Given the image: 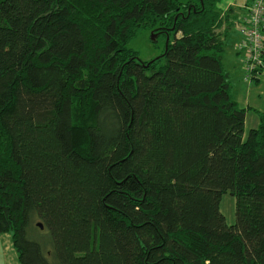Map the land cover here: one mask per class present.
Returning <instances> with one entry per match:
<instances>
[{"label":"trees","instance_id":"1","mask_svg":"<svg viewBox=\"0 0 264 264\" xmlns=\"http://www.w3.org/2000/svg\"><path fill=\"white\" fill-rule=\"evenodd\" d=\"M222 2L0 0V236L21 264H264V111L247 132ZM143 30L173 37L161 58L129 48Z\"/></svg>","mask_w":264,"mask_h":264},{"label":"rangeland","instance_id":"2","mask_svg":"<svg viewBox=\"0 0 264 264\" xmlns=\"http://www.w3.org/2000/svg\"><path fill=\"white\" fill-rule=\"evenodd\" d=\"M224 1L225 0H223V2ZM223 2L221 5L224 4ZM239 19L240 16H237V20ZM225 24H223L220 29V32L223 34L225 49L223 64L226 71L230 74L235 100H237L240 107H245L247 109L246 124L250 129L254 124L260 121L258 111H263L264 82L261 81L259 84L254 83V85H250L245 81L244 59L242 55L239 54L237 48L240 42V35L236 27H232L226 32L228 25ZM152 35V31L143 30L129 43V48L137 52L139 59L144 62H151L161 58L166 51L168 40H172L173 38H168L163 34L158 36L154 42L152 40ZM220 208L221 212L227 216V222H233L235 219L236 201L231 194L227 193L223 195ZM0 264H21L13 246L11 233H5L0 236Z\"/></svg>","mask_w":264,"mask_h":264},{"label":"built area","instance_id":"3","mask_svg":"<svg viewBox=\"0 0 264 264\" xmlns=\"http://www.w3.org/2000/svg\"><path fill=\"white\" fill-rule=\"evenodd\" d=\"M237 1L245 11L242 18L233 22L240 35L237 48L244 59L245 81L254 84L264 81V0Z\"/></svg>","mask_w":264,"mask_h":264},{"label":"crops","instance_id":"4","mask_svg":"<svg viewBox=\"0 0 264 264\" xmlns=\"http://www.w3.org/2000/svg\"><path fill=\"white\" fill-rule=\"evenodd\" d=\"M224 4L223 5H221L222 6V10L225 12V10H227V8L229 7V6H231L230 7V12L228 11V13H230V15H229V19H230V21L231 22H234V21H236V19H237V16H240V18H242L243 16H244V14H245V11L242 9V8H240V2L239 1H237V0H225L224 2H223ZM224 6H226V7H224ZM228 24V23H227ZM226 25V24H225ZM234 27V26H233ZM226 31H227V29H226ZM230 75V74H229ZM231 79V78H230ZM264 82V81H263ZM256 84V83H255ZM250 85H254V84H250ZM237 101V100H236ZM242 108H245V107H242ZM262 110H260V112H261ZM263 111H264V105H263ZM259 112V111H258ZM259 124H260V121L259 122H257L256 124H254L250 129L248 128V126H247V124H246V131L247 132H249L250 130H252V129H256V128H258V126H259ZM236 201V200H235ZM223 213V212H222ZM223 215L226 217V220H227V216L223 213ZM235 223V219L233 220V222H231V223H229L230 225H232V224H234Z\"/></svg>","mask_w":264,"mask_h":264},{"label":"water","instance_id":"5","mask_svg":"<svg viewBox=\"0 0 264 264\" xmlns=\"http://www.w3.org/2000/svg\"><path fill=\"white\" fill-rule=\"evenodd\" d=\"M156 39H157V35L155 34V33H153V35H152V40L153 41H156ZM42 227V226H41Z\"/></svg>","mask_w":264,"mask_h":264}]
</instances>
